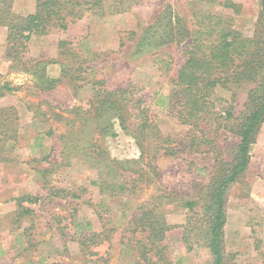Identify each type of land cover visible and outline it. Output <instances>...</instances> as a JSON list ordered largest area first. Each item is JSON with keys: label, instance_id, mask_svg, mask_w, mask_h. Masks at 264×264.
I'll return each mask as SVG.
<instances>
[{"label": "rangeland", "instance_id": "1", "mask_svg": "<svg viewBox=\"0 0 264 264\" xmlns=\"http://www.w3.org/2000/svg\"><path fill=\"white\" fill-rule=\"evenodd\" d=\"M135 1L115 14L75 8L66 29L31 36L15 56L0 23V264H212L211 210L203 203L239 140L225 128L235 122L224 112L242 119L260 95L250 92L252 81L217 85L216 107L185 122L179 105L168 108L184 42L153 45L141 37L160 11L187 26L193 15L230 14L250 36L264 29L259 0H232L240 5L235 14L208 0ZM35 3L0 0V21L33 12ZM106 91L116 93L111 102ZM143 109L171 150H156L152 130L140 134ZM94 145L123 164L116 180L133 186L129 193L99 191ZM249 155L224 192V264H264V119ZM190 198L194 209L182 204ZM151 203L169 227L161 238L141 226L140 206Z\"/></svg>", "mask_w": 264, "mask_h": 264}, {"label": "trees", "instance_id": "2", "mask_svg": "<svg viewBox=\"0 0 264 264\" xmlns=\"http://www.w3.org/2000/svg\"><path fill=\"white\" fill-rule=\"evenodd\" d=\"M208 1L218 2L223 7L231 8L233 14L239 12L240 5L232 0ZM135 2V0H36L34 11L31 13L26 15L3 14L4 19L0 23L7 26V54L15 56L23 51L27 41L33 35H45L52 27L66 29L68 23L72 22L66 21V18L69 14H73L75 8L84 6L87 11L105 15L127 11ZM69 3L71 9L66 11V5ZM259 6L261 17L264 20V0H259ZM78 12L79 10L76 11ZM193 18V23L187 26L176 17H162L160 11L145 31V34L149 31V35L141 37V40H150L149 42L153 45L184 42L182 47L184 61L177 70V76L173 82L175 89L169 95L173 98L168 102L170 111L174 112L176 106L179 105L180 110L176 114L183 121L189 122L191 118L197 119L210 108L216 107L217 97L214 96L216 86H225L231 81H252L255 87L250 92L257 91L260 95L259 100L253 103L251 111L242 119L234 118L230 110L225 109L224 119L232 118L235 122L234 125L225 124L224 126L239 137L237 151L230 168L213 181V185L206 193L207 199L203 203L207 211L211 210L207 234L212 264H224L222 246V227L225 223L224 192L247 167L250 145L259 122L264 119V29H261L259 33L255 31L250 36L244 35L234 28L233 16L230 14L209 13L193 15ZM2 86L10 90L8 83ZM118 91L125 93L126 90ZM115 94L114 91H106L103 99L111 102V97ZM109 104L116 105L115 101ZM124 106L120 108L123 109ZM122 113H118V117L124 126ZM139 116L140 134L146 130H152V134L157 139L156 150L163 149L165 152L171 150L165 145L166 138L162 137L152 125L153 121H148L146 109L141 110ZM94 146L95 164H98V176L94 184L98 186L99 191L108 193L110 196L129 193L133 186L129 189L124 179L116 180L117 174L122 175L120 168L123 164L118 160L110 159L101 146ZM164 197L170 198L171 195L166 194ZM25 198L30 202L37 201V197ZM25 198L19 197L17 201L21 202L26 200ZM182 204L189 209H194L197 200L195 198L185 199ZM151 205L152 208L140 206L141 226L146 227L147 237L161 238L169 227L163 215L157 216L156 214V209H161V206L154 203ZM88 238L90 237L85 236V240Z\"/></svg>", "mask_w": 264, "mask_h": 264}]
</instances>
